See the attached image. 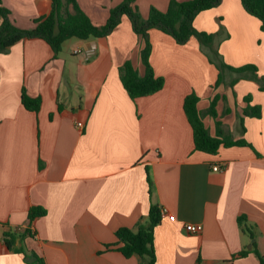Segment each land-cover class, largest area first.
I'll use <instances>...</instances> for the list:
<instances>
[{
	"label": "crops",
	"instance_id": "obj_1",
	"mask_svg": "<svg viewBox=\"0 0 264 264\" xmlns=\"http://www.w3.org/2000/svg\"><path fill=\"white\" fill-rule=\"evenodd\" d=\"M121 1L77 0L96 26L104 25ZM170 1L135 4L146 17L152 7L166 11ZM2 3L23 29L49 14L52 5L51 0ZM194 26L220 34L227 64H254L264 77V32L241 0H222L199 13ZM149 37L151 65L165 84L135 101L119 69L131 61L140 74L145 70L126 16L107 37L67 40L57 56L39 38L0 53V264H26L3 240L5 231L16 228L31 232L23 242L17 239V246L36 252L44 264H140L139 256L126 258L117 249L115 232L147 224L152 205L167 210L154 231L156 264H261L252 251L255 243L264 256V91L249 78L236 83L234 95L229 87L217 90L227 95L232 110L220 118L223 131L245 138L256 152L245 146L221 147L216 155L197 151L184 100L196 93L205 112L218 70L195 37L184 45L158 29ZM23 88L41 99L38 112L22 105ZM249 94L262 115L245 117L242 134L240 115ZM223 109L219 101V115ZM204 121L214 134L213 118ZM36 206L46 215L30 222L29 210ZM240 217L255 239L242 232ZM187 224H201L203 230L188 233ZM244 250L250 253L233 260Z\"/></svg>",
	"mask_w": 264,
	"mask_h": 264
},
{
	"label": "trees",
	"instance_id": "obj_2",
	"mask_svg": "<svg viewBox=\"0 0 264 264\" xmlns=\"http://www.w3.org/2000/svg\"><path fill=\"white\" fill-rule=\"evenodd\" d=\"M222 0H171L166 11H160L154 7L149 10L146 17H143L136 6V0H122L121 3L111 9L107 22L102 26L92 23L90 17L80 8L77 0H51V11L34 21L33 27L23 29L16 25L11 18V12L0 0V53H7L9 49L21 41L39 38L46 41L57 56L64 43L70 39H96L110 35L120 24L123 16H126L132 25L133 31L139 39L138 56L144 67V74L133 66L131 61H126L119 69L120 79L129 97L135 101L141 97L151 96L163 89L165 81L155 74L150 62L152 44L149 37L151 29H158L175 39L180 44H186L192 37L197 38L201 51L206 55L209 62L218 70V78L212 90L215 92L210 100L209 108L203 112L199 109L200 97L191 93L184 100V111L193 131L195 150L207 154L216 155L221 147L233 146L254 147L245 139H234L231 134L225 133L222 129L220 118L230 114L231 108L227 104L226 95L217 92L220 87H229L233 95L234 86L242 78L253 79L259 83V89L264 91V77L258 76V68L254 64H247L240 67H233L225 62L219 51L217 37L220 34H211L199 31L194 26L196 16L203 12L217 7ZM244 9L248 14L261 22V29L264 32V0H241ZM227 74L235 75L227 81ZM222 100L224 109L222 114L217 112V104ZM252 96L244 97L246 106L240 115L241 133L245 134V117L260 118L261 107L251 105ZM22 105L25 109L38 112L41 107L40 98H32L23 88L21 96ZM210 116L215 121L216 132L212 134L205 125V116ZM150 182V178L148 176ZM46 215V210L40 206L31 207L28 213L30 222L36 218ZM161 221V209L152 205L148 214V223L139 224L136 229L121 227L116 232L117 249L126 257L139 256L140 264H156L154 247V231ZM239 226L243 233L255 239L252 228L247 225L246 218L238 219ZM31 235L29 229H9L3 233V240L9 250L22 254L26 264H44L43 259L34 251L24 246H17V239L21 242L25 237ZM261 264H264V256L259 253L255 243L253 251ZM250 252L241 251L233 256V260L246 257Z\"/></svg>",
	"mask_w": 264,
	"mask_h": 264
},
{
	"label": "built area",
	"instance_id": "obj_3",
	"mask_svg": "<svg viewBox=\"0 0 264 264\" xmlns=\"http://www.w3.org/2000/svg\"><path fill=\"white\" fill-rule=\"evenodd\" d=\"M79 52H81V49H80V48H78V49L75 50V53H76V54L79 53ZM77 125H78V127H80V128L83 127V124H82V123H78ZM214 170H215V171H219V170H221V168H219V167H214ZM165 216H167V210L162 209V210H161V218H162V217H165ZM171 219H173V217H171ZM185 229H186V231H187L188 233H191V234H198V233H200V232L203 230V226H202L201 224H187V225L185 226Z\"/></svg>",
	"mask_w": 264,
	"mask_h": 264
},
{
	"label": "rangeland",
	"instance_id": "obj_4",
	"mask_svg": "<svg viewBox=\"0 0 264 264\" xmlns=\"http://www.w3.org/2000/svg\"><path fill=\"white\" fill-rule=\"evenodd\" d=\"M235 75H233V77H234ZM226 79H227V81H230V79H229V77L227 78V76H226ZM226 97H227V95H226ZM221 102H222V100H220ZM220 104V103H219ZM223 104H224V102H223ZM227 104H228V106H229V102H227ZM236 108V110H237V106L235 107ZM217 109V108H216ZM218 111L220 112V108H218Z\"/></svg>",
	"mask_w": 264,
	"mask_h": 264
}]
</instances>
